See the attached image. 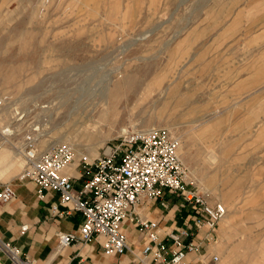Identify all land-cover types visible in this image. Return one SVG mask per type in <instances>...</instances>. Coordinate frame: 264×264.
Wrapping results in <instances>:
<instances>
[{
  "label": "rangeland",
  "instance_id": "1",
  "mask_svg": "<svg viewBox=\"0 0 264 264\" xmlns=\"http://www.w3.org/2000/svg\"><path fill=\"white\" fill-rule=\"evenodd\" d=\"M214 2L6 0L5 9H0V150L7 157L19 153L21 164L12 179L4 176L3 181L13 186L23 170L28 138L39 151L65 143L77 148L76 158L86 155L87 135L95 122L82 117L98 113L101 104L96 103L102 101L107 84L128 79L136 89L120 93L119 122L101 127L100 138L93 140L102 144L94 158L124 129L168 128L180 142L181 159L186 162L184 154L192 156L194 163L186 162L190 178L210 201L221 202L212 192L216 189L225 193L233 209L241 208L228 225L220 222L210 250L225 256L226 264H264V141L257 137L264 105L259 111L253 102L247 109L241 106L240 112L235 106L261 86L233 97L238 77L249 75L245 66L264 64V0H239L228 11L222 20L230 25L239 18L235 33L224 34L217 26L202 34L201 43L180 46L188 28L213 23L203 22V13ZM213 35L226 36L224 46L213 48ZM200 49L207 55L197 57ZM227 80L232 82L220 93ZM182 92L187 95L181 97ZM213 93L225 104L218 107L217 116L180 123L184 116L180 112L190 101L197 106ZM228 109L239 112L236 123L226 118L206 133L207 121ZM153 112L156 123L141 126L139 119ZM77 169L82 171V166Z\"/></svg>",
  "mask_w": 264,
  "mask_h": 264
},
{
  "label": "built area",
  "instance_id": "2",
  "mask_svg": "<svg viewBox=\"0 0 264 264\" xmlns=\"http://www.w3.org/2000/svg\"><path fill=\"white\" fill-rule=\"evenodd\" d=\"M178 147V138L166 127L122 134L106 143L98 157H81L76 169L82 166L79 179L83 184L76 190L73 178L65 173L76 160L73 148L61 143L39 151L28 138L19 180L34 183L40 199L46 191L57 193L60 201L51 208L56 217L82 213L84 221L77 233H58L60 250L78 242H98L106 256L124 255L130 249L122 227L128 219L146 239L140 261L192 264L189 255L197 250L199 234L205 231L206 239L214 244L215 231L228 210L221 202H211L206 191L193 182ZM166 193L180 198L178 211L183 215L187 210V214L184 226L161 237L159 222L141 218L139 208L164 198ZM14 198V187L6 184L0 191V202L7 204ZM162 205L167 207L165 202ZM28 229V225L23 226L22 232ZM2 248L10 264H33L19 248L7 243ZM208 257L211 263L219 261L217 255Z\"/></svg>",
  "mask_w": 264,
  "mask_h": 264
},
{
  "label": "crops",
  "instance_id": "3",
  "mask_svg": "<svg viewBox=\"0 0 264 264\" xmlns=\"http://www.w3.org/2000/svg\"><path fill=\"white\" fill-rule=\"evenodd\" d=\"M238 1L239 0H215L214 4L210 7L211 10L203 13L205 16L203 22H205V20H212L213 23H201L198 26H191L188 28L185 31L186 34L183 37H177V40L179 38L181 39L179 43L180 46H182L183 43L186 45V47H189L190 43L193 42H197L198 44L201 43L199 39L202 37V34L210 32L211 30L208 29L217 26L222 27L223 30L221 31H223L224 34L235 33L238 28L239 18L233 19L230 25L223 23L224 21L222 19L228 15V11L234 7ZM5 3L6 0H0V9H5ZM238 16L239 13L236 14V17ZM211 38L213 48L224 46L223 42L226 36L213 35L210 37V39ZM195 55L197 57H204L207 55V52H204L200 49ZM263 65L264 64L262 62L255 61L251 65H248L247 67L245 66L244 70H249V75H240L237 82L234 84L233 97H240V95L245 94L247 90L261 86V89H259L256 94L251 96L247 101L240 99V103H235L236 108L239 107V112L242 110L241 106L247 109V105H250L253 102L257 103L259 106L258 109L261 111V107L264 105ZM231 82L232 80H227L226 83H223L219 89V92L221 93V91L224 89V86H229L228 84ZM188 88L190 89L189 86ZM193 94L194 89L188 92V96L191 98ZM183 95L187 94H183L182 92L181 97ZM217 96L218 94L214 93L207 94L204 96L205 98L203 97L204 99L197 101V106L195 105L196 101H190L189 108L187 110L183 109L180 112L181 116L190 115V117L184 119L183 116L182 120H180V123L183 124V121L200 123L202 122V118H207L210 114L217 116L216 113L219 111L218 107L225 105L223 104V99H219ZM215 97H217V101H215ZM229 97H231V95H229ZM211 101L214 103V106H211ZM175 103L177 105V101ZM238 111L233 112L232 109H228L225 111V114L219 115L217 119L213 120L212 118L211 120H208L206 133L210 128L214 127L217 123H222L226 118L235 124L236 119L240 118L236 116H239ZM178 113H176V116ZM238 120L239 122L244 121V123H246L245 119ZM261 121L264 120L262 119ZM139 122L140 125L144 127L156 123L154 112L151 113V116L147 118L142 117L139 119ZM258 127L259 130L257 132V137L264 141V122ZM176 128H178L177 124ZM199 131L202 130L199 129ZM1 152L2 150H0V191L6 184H9V182L3 181L4 176H8L12 179L14 174H16V172L19 170L21 164V159L18 157L19 153L14 152L13 156L7 157L2 156ZM184 156H187L185 161L188 163V165H192L194 163L192 156H189L188 154H184ZM208 159L215 160L222 158L211 157ZM186 162H184V164L187 166ZM65 173L73 178L75 189L80 190L83 181L79 179L80 172H78V169L75 168L73 173H70L68 170H66ZM19 176L15 181H13V186L16 191V198L7 204L0 202V264H10V258L2 248L3 244L6 243L19 248L21 250L22 256L29 257L33 261V264L152 263L150 259L140 261L139 256L143 250L146 239L140 234L136 225L130 223L128 219L124 222L123 229L127 234L130 249L124 255L106 256L98 242H91L88 244H82L81 242H78L60 250L58 233H77L84 221L82 213H72L70 215L61 216L60 218L56 217L53 214L51 208L52 206L59 203V195L53 191H46L44 198L40 199L38 197V189L36 185L31 182L19 180ZM163 202L167 203V207H163ZM180 204H182V200L180 198L171 193H166L165 197L158 201L144 203L139 208V213L141 218L159 222L161 237H164L167 232L184 226V215L187 214V210L183 212V215L180 214L178 211ZM61 210L66 211L67 207H61ZM238 210H241V208L237 207L236 209H232L233 213L230 216L231 220H234V217L237 215L236 211ZM26 225L29 226V229L26 232H22V227ZM205 235L206 232L201 231L199 237L197 238V250L189 255V260L192 262V264H218L220 262V255H217L212 250H210V246L213 244L209 243ZM210 254L217 255L219 257V261L217 263L209 262L210 258L208 256H210Z\"/></svg>",
  "mask_w": 264,
  "mask_h": 264
},
{
  "label": "bare ground",
  "instance_id": "4",
  "mask_svg": "<svg viewBox=\"0 0 264 264\" xmlns=\"http://www.w3.org/2000/svg\"><path fill=\"white\" fill-rule=\"evenodd\" d=\"M123 80L124 81L116 82V83H114L112 85L110 84L111 86L109 84H107V86H105V89H103V93H102V96H101L102 101L100 103H96V105L97 104H101V109H99V111H97L98 113L96 115L94 114V117H91L90 115L82 117L83 114H85L84 111L86 109H84L82 111V113L80 115H78L79 117H82L83 119L85 118V120H90V121L92 120V121L95 122V127H93L94 128L93 131L88 133V135H87V139L90 141V144L92 143L91 145L90 144L88 145L89 146L88 147V151L89 152L86 155H82V156L87 157L88 160H91L92 158H94L98 154L99 145H102V144H100V142H96L95 144H93V140L96 141V140H98L100 138V134L102 132V128L101 127H103L104 125L106 126V124L109 125L110 127H114L116 124H118L117 122H119L120 118H119V115H118V105H119L118 104L119 103L118 102V97H119L120 93L122 91H130V92H132V91H134L136 89L135 84L129 83L128 79L125 80L123 78ZM73 116L74 115H72V118H74ZM16 118H17V116H16ZM48 119H49V117H48ZM48 122H50V120ZM51 122H52V118H51ZM37 129H40V128L37 127ZM140 130H144V129H139L138 131H140ZM130 131L131 130H129V129H124L120 134L121 135L122 134H126V133H129ZM101 141H103V140L101 139ZM77 146L79 147L81 145L78 144ZM179 146H180V142H179ZM72 148L77 154H80L79 151L76 150L77 148H74L73 146H72ZM178 154H179V147H178ZM80 159H81V157L79 158V156H78L76 158V161L72 165H70L66 170H68V172H70V173H73L74 169L79 164ZM209 192H210V190H209ZM212 192L215 193V194L217 193L216 196L226 206V208L228 210V213H227L226 217L222 220V222H224L225 225H228L231 222L230 221L231 220L230 216H231V214L233 213L234 210L232 211L233 208L230 206L228 201L225 199V193L224 192H222V191L218 192V191H216V189H213ZM229 199H230V197H229ZM123 226H124V223H123ZM218 264H226L225 256H222V258H221V260H220V262Z\"/></svg>",
  "mask_w": 264,
  "mask_h": 264
}]
</instances>
